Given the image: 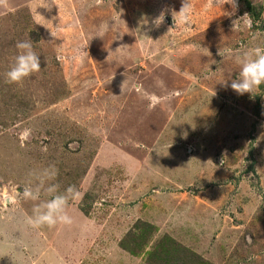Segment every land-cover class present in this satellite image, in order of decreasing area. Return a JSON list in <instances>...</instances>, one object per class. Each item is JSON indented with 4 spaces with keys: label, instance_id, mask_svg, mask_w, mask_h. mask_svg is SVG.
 Listing matches in <instances>:
<instances>
[{
    "label": "rangeland",
    "instance_id": "374dc122",
    "mask_svg": "<svg viewBox=\"0 0 264 264\" xmlns=\"http://www.w3.org/2000/svg\"><path fill=\"white\" fill-rule=\"evenodd\" d=\"M251 2L0 0V264H264V85L220 84L264 47ZM29 39L41 71L9 83ZM49 165L81 198L36 228L5 197Z\"/></svg>",
    "mask_w": 264,
    "mask_h": 264
},
{
    "label": "clouds",
    "instance_id": "9594fccd",
    "mask_svg": "<svg viewBox=\"0 0 264 264\" xmlns=\"http://www.w3.org/2000/svg\"><path fill=\"white\" fill-rule=\"evenodd\" d=\"M232 3L234 0H231ZM190 8L189 0H183V5L177 13L180 23L188 20ZM160 17H162L161 22L163 15ZM15 48L17 53L12 66L5 74L9 83H21L32 74L41 71L40 55L34 50L30 39L17 41ZM238 63L240 66L238 78L226 79L220 83L222 86L231 88L237 95H243L251 94L253 90L264 85V47L257 46L243 52L238 57ZM29 134V130L24 133L25 137ZM58 171L55 165H49L39 173H30L38 181L35 187L28 184L22 191L14 187L5 197L6 203L11 205H16L21 199L39 201L33 206L32 215L28 217V222L33 227L47 226L51 228L57 224L72 223V218L67 213L69 201L80 199L81 193L73 185L68 186L63 193H58L59 186L57 184H49L47 188L44 187L46 181L54 180L57 177ZM42 189L48 193L50 199H40Z\"/></svg>",
    "mask_w": 264,
    "mask_h": 264
},
{
    "label": "trees",
    "instance_id": "16d2710c",
    "mask_svg": "<svg viewBox=\"0 0 264 264\" xmlns=\"http://www.w3.org/2000/svg\"><path fill=\"white\" fill-rule=\"evenodd\" d=\"M245 8V10L250 14L254 19L259 17L260 11H257L256 6L251 2V0H238Z\"/></svg>",
    "mask_w": 264,
    "mask_h": 264
}]
</instances>
